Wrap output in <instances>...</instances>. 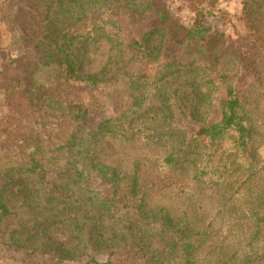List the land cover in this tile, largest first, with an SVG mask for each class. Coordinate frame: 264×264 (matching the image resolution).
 Returning a JSON list of instances; mask_svg holds the SVG:
<instances>
[{
    "label": "trees",
    "instance_id": "obj_1",
    "mask_svg": "<svg viewBox=\"0 0 264 264\" xmlns=\"http://www.w3.org/2000/svg\"><path fill=\"white\" fill-rule=\"evenodd\" d=\"M184 1L0 0V264H264V0Z\"/></svg>",
    "mask_w": 264,
    "mask_h": 264
},
{
    "label": "rangeland",
    "instance_id": "obj_2",
    "mask_svg": "<svg viewBox=\"0 0 264 264\" xmlns=\"http://www.w3.org/2000/svg\"><path fill=\"white\" fill-rule=\"evenodd\" d=\"M175 6L181 12V17L183 22L189 24L192 14L188 8V4L184 0H174ZM242 2L243 0H220V10L222 13V20L219 22L213 21V26H218L221 30L225 31L228 35L233 37L243 36L246 34L245 26L242 20ZM210 22L211 19H208ZM10 44V36L5 30L4 26L0 23V50L7 47ZM2 59L0 57V64ZM45 75H51V70H46L43 74L39 76L44 79ZM106 261L104 255L98 258L96 263L87 262L81 264H103ZM66 264H79L74 262H67Z\"/></svg>",
    "mask_w": 264,
    "mask_h": 264
}]
</instances>
